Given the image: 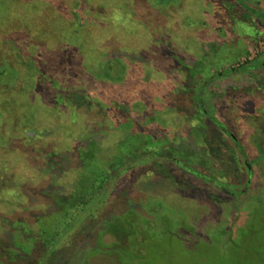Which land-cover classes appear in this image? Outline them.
<instances>
[{
    "label": "rangeland",
    "instance_id": "obj_1",
    "mask_svg": "<svg viewBox=\"0 0 264 264\" xmlns=\"http://www.w3.org/2000/svg\"><path fill=\"white\" fill-rule=\"evenodd\" d=\"M260 14L264 0H0V264H264ZM124 214L139 230L117 229L121 262L94 252Z\"/></svg>",
    "mask_w": 264,
    "mask_h": 264
},
{
    "label": "trees",
    "instance_id": "obj_2",
    "mask_svg": "<svg viewBox=\"0 0 264 264\" xmlns=\"http://www.w3.org/2000/svg\"><path fill=\"white\" fill-rule=\"evenodd\" d=\"M250 8V7H249ZM260 15H262V16H264V14H260ZM253 67V66H252ZM252 67H250V68H252ZM242 69H247V67H244V66H242V68L241 69H238V70H235V71H240V70H242ZM202 88V87H201ZM202 94L200 95V98L198 99V102H199V104L197 103V101H196V104H198V107H199V109H201L202 110V112L204 111V115L206 114V116H208V118L209 119H206L207 120V122L206 123H208V122H210V123H212L215 127H217V128H219L218 126H216L215 125V123L216 124H218L216 121H218V120H216L213 116H211L210 115V113L208 112V110H207V108H206V106H205V103H204V101H203V99H202ZM215 121V123H214V121ZM219 122V121H218ZM224 126V125H223ZM220 129V128H219ZM219 136L221 137H223L224 136V140H225V137L226 138H229L230 140H232V142H234V144L236 145V147H237V149L240 151V147H239V144L237 143V140H236V138H234L233 136H231V135H225V134H223L221 131H220V134H219ZM240 154H241V156L244 158V159H246L245 157V155L242 153V152H240ZM174 162L177 164V165H179V166H183L184 168H186V169H190V171H192V172H194V173H196V171H195V169L193 168V167H191L190 165H188L187 163H184V162H180V161H176V160H174ZM248 170H249V172H250V167H249V163H248ZM95 171V169L94 170H92V172H94ZM249 175H250V173H249ZM207 178V177H206ZM249 184V183H248ZM79 189L81 190V188H79V186H78V188H77V195L79 196V199L81 200L82 198H83V195H84V192H80L79 191ZM101 191V190H100ZM224 191L225 192H228L226 189H224ZM231 193V192H230ZM231 194H233V193H231ZM91 195V194H90ZM77 196V197H78ZM89 197H91V196H89ZM84 199H85V197H84ZM82 203V202H81ZM80 203V204H81ZM84 204L83 205H87V202H83ZM132 206V205H131ZM130 206V207H131ZM130 207L129 208H126L127 209V211L128 212H126V214L128 213V214H131L132 213V211H131V209H130ZM126 214H124L123 215V217L121 218V219H116V220H112V221H106L105 222V227H104V230L101 232V234L98 236V238L100 239V240H102V238L105 236V235H112L113 237H116L117 238V242H115L113 245H111V246H105L104 244H102L101 242L98 244V246H99V248H97V249H94L93 251L94 252H102V253H105L104 251H106V249L105 248H107L108 249V251H109V255L110 256H113V255H115V256H117V259H118V261L119 262H121V260H120V255L121 254H123L124 253V251H123V249L121 248L123 245H125V243H124V241L123 240H121L120 238H119V231L117 230L118 228H122V230H124V228L126 229V227L124 226V225H127L128 224V226H131L130 227V231L129 232H132L133 233V231H135V230H139V227H138V224H139V221H131V220H129V222L127 223V218L125 217V215ZM149 222H147V229L148 230H150V227H151V220H148ZM132 226H133V228H132ZM148 226H149V228H148ZM135 227H137L138 229H135ZM121 230V229H120ZM98 242H99V240H98ZM104 247L102 250H99L100 249V247ZM125 247H126V245H125ZM126 248H124V250H125ZM107 254V253H106ZM0 256H3L2 254L0 255ZM8 261L9 262H11V258H10V260L8 259Z\"/></svg>",
    "mask_w": 264,
    "mask_h": 264
}]
</instances>
